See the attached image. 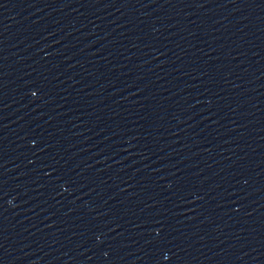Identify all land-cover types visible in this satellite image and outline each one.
<instances>
[{
	"label": "water",
	"instance_id": "1",
	"mask_svg": "<svg viewBox=\"0 0 264 264\" xmlns=\"http://www.w3.org/2000/svg\"><path fill=\"white\" fill-rule=\"evenodd\" d=\"M0 264H264V0H0Z\"/></svg>",
	"mask_w": 264,
	"mask_h": 264
}]
</instances>
